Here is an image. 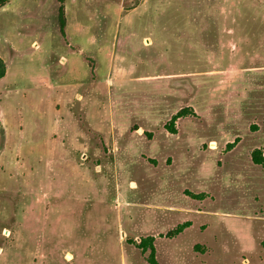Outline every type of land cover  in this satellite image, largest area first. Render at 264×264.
Instances as JSON below:
<instances>
[{"label": "rangeland", "instance_id": "rangeland-1", "mask_svg": "<svg viewBox=\"0 0 264 264\" xmlns=\"http://www.w3.org/2000/svg\"><path fill=\"white\" fill-rule=\"evenodd\" d=\"M58 5L0 7V264H264V0Z\"/></svg>", "mask_w": 264, "mask_h": 264}, {"label": "trees", "instance_id": "trees-1", "mask_svg": "<svg viewBox=\"0 0 264 264\" xmlns=\"http://www.w3.org/2000/svg\"><path fill=\"white\" fill-rule=\"evenodd\" d=\"M10 0H0V7L7 4ZM58 5V24H59V30L62 35L65 34V28H66V14H65V0H57ZM7 71L6 63L5 61L0 57V79L5 76ZM190 109L188 107H184L181 110H179L176 114H174L170 120V122L167 124V128L170 132L175 133L176 127L175 122L177 118L181 116H186L190 113ZM252 158L253 161L257 164H260L264 167V155L260 149H255L252 152ZM193 195L192 193H190ZM192 225V222L190 220L184 221L176 225L172 230L168 231L166 233V236L171 238L179 235L182 233L186 228L190 227ZM155 237L153 235H149L143 238H140L139 241H134L136 246L140 248L143 253L146 254V259L148 264H159V261L156 257V247L154 244Z\"/></svg>", "mask_w": 264, "mask_h": 264}, {"label": "crops", "instance_id": "crops-1", "mask_svg": "<svg viewBox=\"0 0 264 264\" xmlns=\"http://www.w3.org/2000/svg\"><path fill=\"white\" fill-rule=\"evenodd\" d=\"M12 1H14V0H10L9 2H12ZM9 2H8V3H9Z\"/></svg>", "mask_w": 264, "mask_h": 264}]
</instances>
